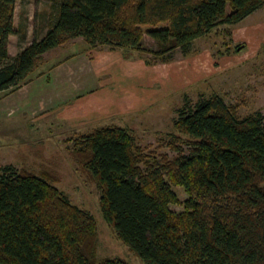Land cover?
<instances>
[{"label":"trees","instance_id":"obj_1","mask_svg":"<svg viewBox=\"0 0 264 264\" xmlns=\"http://www.w3.org/2000/svg\"><path fill=\"white\" fill-rule=\"evenodd\" d=\"M17 1L0 0V91L17 90L44 53L72 38L167 61L264 6V0H56L46 31L11 56ZM145 36L155 48L144 46ZM184 98L170 135L187 138V153L175 145L174 158L147 153L127 128L108 125L81 134L70 156L99 189L103 218L144 264H264V117H239L217 93L194 104ZM58 182L50 170L0 165V264H130L98 258L94 216ZM173 186L187 194L182 211L170 207L179 203Z\"/></svg>","mask_w":264,"mask_h":264},{"label":"rangeland","instance_id":"obj_2","mask_svg":"<svg viewBox=\"0 0 264 264\" xmlns=\"http://www.w3.org/2000/svg\"><path fill=\"white\" fill-rule=\"evenodd\" d=\"M55 1L16 2L18 33L9 39L11 56L46 31ZM144 46L155 48L148 36ZM33 76L17 93L0 91V165L53 171L59 176L56 186L94 216L98 258L144 264L103 218L99 189L69 151L81 134L112 125L127 128L147 153L169 158L187 153V138L170 135L184 97L194 104L217 93L236 106L239 117L254 112L264 117V6L239 23L215 27L196 39L189 53L178 49L167 61L151 53L90 47L82 37L72 38L44 53ZM173 189L179 203L170 207L182 211L187 194L181 186Z\"/></svg>","mask_w":264,"mask_h":264},{"label":"crops","instance_id":"obj_3","mask_svg":"<svg viewBox=\"0 0 264 264\" xmlns=\"http://www.w3.org/2000/svg\"><path fill=\"white\" fill-rule=\"evenodd\" d=\"M9 39H10V37H9ZM87 44V43H86ZM56 48V47H55ZM55 48H53V49H55ZM8 49H9V43H8ZM9 53H10V51H9ZM57 66V65H56ZM36 70V69H35ZM34 73L30 76V78L28 79V81H26L25 83H23L17 90H14V91H5V95L7 96V95H12V94H14V93H17V92H19V91H21L23 88H25V87H27V86H29L31 83H32V81L34 80V79H36L34 76ZM44 76V75H43ZM47 79H49V76L47 77ZM42 105H43V103L41 104V103H37L36 104V106L37 107H42Z\"/></svg>","mask_w":264,"mask_h":264}]
</instances>
